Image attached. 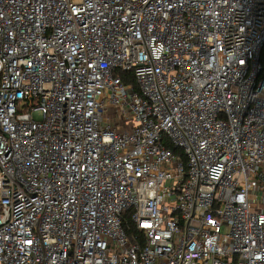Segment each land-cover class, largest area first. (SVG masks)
<instances>
[{
    "label": "built area",
    "instance_id": "1",
    "mask_svg": "<svg viewBox=\"0 0 264 264\" xmlns=\"http://www.w3.org/2000/svg\"><path fill=\"white\" fill-rule=\"evenodd\" d=\"M263 49L264 0H0V264H264Z\"/></svg>",
    "mask_w": 264,
    "mask_h": 264
},
{
    "label": "trees",
    "instance_id": "2",
    "mask_svg": "<svg viewBox=\"0 0 264 264\" xmlns=\"http://www.w3.org/2000/svg\"><path fill=\"white\" fill-rule=\"evenodd\" d=\"M260 61L264 64V49L261 52ZM120 74H121V77H122V79H123L124 82L131 81L132 82V85L136 89V86L133 84V79H132L131 75H128V73H126V72H120ZM171 148L174 150V152H176V153H178V154L181 155V150H179L176 147L175 148L174 147H171ZM125 219H126V222H125L124 226H125L126 233L128 235H131L132 233H134L136 231H135L133 225L129 222L127 216L125 217Z\"/></svg>",
    "mask_w": 264,
    "mask_h": 264
},
{
    "label": "rangeland",
    "instance_id": "3",
    "mask_svg": "<svg viewBox=\"0 0 264 264\" xmlns=\"http://www.w3.org/2000/svg\"><path fill=\"white\" fill-rule=\"evenodd\" d=\"M105 109H103V112L105 113V112H107V114L108 113H113V111H114V109L113 108H111V105H109V106H107V105H105V107H104Z\"/></svg>",
    "mask_w": 264,
    "mask_h": 264
}]
</instances>
